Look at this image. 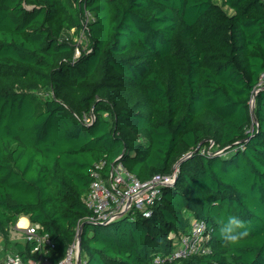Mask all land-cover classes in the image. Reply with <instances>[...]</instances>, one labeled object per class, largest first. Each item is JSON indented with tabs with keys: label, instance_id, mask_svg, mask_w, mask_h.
I'll list each match as a JSON object with an SVG mask.
<instances>
[{
	"label": "trees",
	"instance_id": "1",
	"mask_svg": "<svg viewBox=\"0 0 264 264\" xmlns=\"http://www.w3.org/2000/svg\"><path fill=\"white\" fill-rule=\"evenodd\" d=\"M83 32L82 48L64 34ZM264 0H0V238L39 224L57 264H153L191 221L208 252L165 264H264ZM150 218L88 219L92 173L172 176Z\"/></svg>",
	"mask_w": 264,
	"mask_h": 264
},
{
	"label": "built area",
	"instance_id": "2",
	"mask_svg": "<svg viewBox=\"0 0 264 264\" xmlns=\"http://www.w3.org/2000/svg\"><path fill=\"white\" fill-rule=\"evenodd\" d=\"M264 88V74L260 77L257 90ZM255 91V92H256ZM100 163L92 173L89 190L84 196V204L92 212L88 219L98 225H110L119 220L136 216L150 218L152 209L161 199V191L174 182L177 170L172 176H154L151 180L141 182L128 172L121 164L113 167L110 176L104 178ZM69 246L64 257L57 264H78L79 247L78 233ZM18 241L31 246V254L38 260L30 259L27 264H52L48 254L54 249V243L48 234L43 233L39 224H29L27 227H17ZM207 225L204 221H191L190 232L178 238L172 252L166 257H157L153 264H165L177 259H184L193 254L208 252ZM0 264H26L18 253L7 252L1 257ZM82 264H85L82 260Z\"/></svg>",
	"mask_w": 264,
	"mask_h": 264
},
{
	"label": "rangeland",
	"instance_id": "3",
	"mask_svg": "<svg viewBox=\"0 0 264 264\" xmlns=\"http://www.w3.org/2000/svg\"><path fill=\"white\" fill-rule=\"evenodd\" d=\"M217 2L221 3V0H217ZM64 36H65V38L73 37L74 41L78 45L82 46V48H86L88 46L87 36L83 32H80L78 35H75V36H74V32H69V33L64 34ZM13 231H15V230L12 229V232ZM15 232H17V231H15ZM11 240L14 241L12 238H11ZM3 249H4V244H3V242H0V258L3 256Z\"/></svg>",
	"mask_w": 264,
	"mask_h": 264
},
{
	"label": "water",
	"instance_id": "4",
	"mask_svg": "<svg viewBox=\"0 0 264 264\" xmlns=\"http://www.w3.org/2000/svg\"><path fill=\"white\" fill-rule=\"evenodd\" d=\"M258 91H256L254 93V96L252 98V101H251V108H252V111H254V108H255V102H256V95H257ZM182 163V160L179 161L176 166H175V169L177 170L178 166ZM86 225V223H83L79 229V233H78V247H79V258H78V264H82V254H81V233H82V229L84 228V226Z\"/></svg>",
	"mask_w": 264,
	"mask_h": 264
},
{
	"label": "crops",
	"instance_id": "5",
	"mask_svg": "<svg viewBox=\"0 0 264 264\" xmlns=\"http://www.w3.org/2000/svg\"><path fill=\"white\" fill-rule=\"evenodd\" d=\"M29 224H30V221L27 217H21L13 229L16 231L17 227L24 228V227H27ZM15 231L13 232L12 230L10 231V238H12L14 241H18V235ZM0 242H2V239H0Z\"/></svg>",
	"mask_w": 264,
	"mask_h": 264
}]
</instances>
